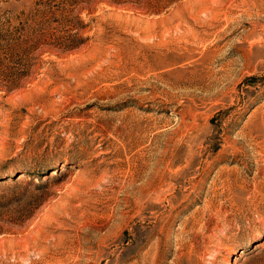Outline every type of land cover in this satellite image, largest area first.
<instances>
[{
  "label": "rangeland",
  "instance_id": "374dc122",
  "mask_svg": "<svg viewBox=\"0 0 264 264\" xmlns=\"http://www.w3.org/2000/svg\"><path fill=\"white\" fill-rule=\"evenodd\" d=\"M0 264H264V0H0Z\"/></svg>",
  "mask_w": 264,
  "mask_h": 264
},
{
  "label": "bare ground",
  "instance_id": "6f19581e",
  "mask_svg": "<svg viewBox=\"0 0 264 264\" xmlns=\"http://www.w3.org/2000/svg\"><path fill=\"white\" fill-rule=\"evenodd\" d=\"M226 261V260H225ZM227 263V262H226Z\"/></svg>",
  "mask_w": 264,
  "mask_h": 264
}]
</instances>
